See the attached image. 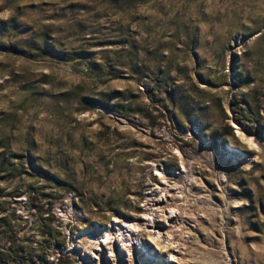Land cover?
Instances as JSON below:
<instances>
[{
	"label": "rangeland",
	"instance_id": "1",
	"mask_svg": "<svg viewBox=\"0 0 264 264\" xmlns=\"http://www.w3.org/2000/svg\"><path fill=\"white\" fill-rule=\"evenodd\" d=\"M158 198L155 256L264 264V0H0V264H113Z\"/></svg>",
	"mask_w": 264,
	"mask_h": 264
},
{
	"label": "bare ground",
	"instance_id": "2",
	"mask_svg": "<svg viewBox=\"0 0 264 264\" xmlns=\"http://www.w3.org/2000/svg\"><path fill=\"white\" fill-rule=\"evenodd\" d=\"M233 155L236 157L235 153ZM153 205L152 209L146 207L144 216H141L138 222L136 220L119 221L114 219L108 227L103 228L101 238L103 236L105 238L97 242V247L101 250L102 247L110 244L106 258L111 260L113 264H135V260L139 264L149 261L154 264H172L176 261L172 254L175 249L170 247V244H168L169 247H165L169 251L166 258L160 257V253L165 250H160V244L169 237L164 226L167 225V220L172 217V212L168 209L169 207L165 211L164 208L167 205L161 204L159 198L154 201ZM154 208L158 209L160 214H157ZM84 235H89L90 239L89 232ZM142 235L145 236L142 237ZM158 252H160L159 255L155 256Z\"/></svg>",
	"mask_w": 264,
	"mask_h": 264
}]
</instances>
